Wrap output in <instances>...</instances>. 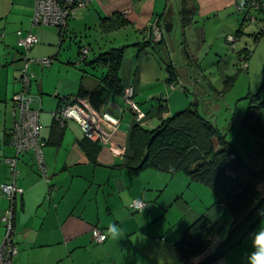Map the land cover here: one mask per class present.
Wrapping results in <instances>:
<instances>
[{"label":"crops","instance_id":"0c3cea01","mask_svg":"<svg viewBox=\"0 0 264 264\" xmlns=\"http://www.w3.org/2000/svg\"><path fill=\"white\" fill-rule=\"evenodd\" d=\"M238 1L96 0L75 13L62 37L56 27H32L35 0H0V186L13 181L6 160L15 155L10 146L17 117L13 97L21 90L19 80L26 62L24 51L17 46V33L31 32L38 38L29 59L54 57L56 61L47 68L29 67L33 78L29 92L40 99L33 108L40 111L50 182L39 175L32 152L19 157L15 184L24 193L13 202L12 239L18 250L13 264H186L175 245L202 217L215 226L220 242L226 240L233 219L209 187L183 173L148 169L134 176L129 172L126 163L135 115L126 106L124 91L134 89V102L147 115L141 127L148 131L192 105L201 111L203 98L210 95L216 80L206 76L207 62L224 71L217 75L222 83L230 78V63L222 64L216 43L224 35L229 41L236 34L232 27L241 25L239 16L244 12L237 10ZM250 12L258 19L264 16V8ZM156 24L163 39L143 47L145 41L153 40ZM45 28L55 32L44 33ZM92 28L106 35L107 44L99 45L97 51L87 48V64H78L73 54L66 57L67 63L61 62L63 57L57 63L67 36L81 38ZM76 42L80 55L87 44L82 38ZM120 48L124 50L118 70L122 93L109 96L99 113L120 121L112 141L95 147L71 121L55 143L51 138L55 112L78 103L81 89L94 91L106 68L90 63ZM160 108L161 119L157 115ZM137 199L148 205L142 212L130 208ZM10 208L11 202L0 191V247L7 232L3 218ZM112 227L118 230L116 238ZM93 229L106 235L105 242L95 241ZM262 229L264 219L249 225L231 248L253 244L255 233ZM240 248L229 251L222 259L224 264H248L251 254L238 259L243 254Z\"/></svg>","mask_w":264,"mask_h":264},{"label":"trees","instance_id":"16d2710c","mask_svg":"<svg viewBox=\"0 0 264 264\" xmlns=\"http://www.w3.org/2000/svg\"><path fill=\"white\" fill-rule=\"evenodd\" d=\"M155 43L147 40L142 46ZM123 52V48L111 49L90 63L106 68V73L94 91L81 89L78 97L87 99L98 113L107 106L109 96L122 93L118 70ZM242 58L247 62L249 55ZM82 63L88 62L83 60ZM230 83L227 79V86ZM252 98L257 102L259 96ZM262 107L264 103L251 105L243 121L244 127L257 139L251 159L253 165L243 162L238 150L226 140L211 118L199 111L197 105L162 121L154 131H148L141 125H135L131 131L126 167L132 175L138 176L148 169L169 174L183 173L209 187L233 219L226 240L219 249H213L209 259L206 255L211 249L212 238L217 234L215 226L205 217L193 223L175 245L186 264L193 258H199L198 264H213L223 259L249 225L264 219V122L259 116ZM162 114L160 108L157 113L160 119ZM63 129L53 124L51 138L55 143H59ZM92 143L95 147L99 145Z\"/></svg>","mask_w":264,"mask_h":264},{"label":"built area","instance_id":"2783aa9c","mask_svg":"<svg viewBox=\"0 0 264 264\" xmlns=\"http://www.w3.org/2000/svg\"><path fill=\"white\" fill-rule=\"evenodd\" d=\"M96 0H35V11L32 17V27L50 26L56 27L61 36L64 37L66 33L67 24L80 9H86ZM264 8V1L261 0H239L237 3V10L244 12L245 20L249 19L251 23L256 22L250 11H261ZM153 42H159L163 39V33L159 26L156 24L152 28ZM19 49L24 51L26 55L25 65L21 70L20 84L21 90L14 95L13 104L14 110L17 114L15 122L10 132V146L14 148L15 155L8 158L6 163L10 168V176L13 181L5 183L0 186L2 194L11 202V208L3 218L6 227L5 240L0 247V264H13V259L17 255L18 250L14 245L13 234V202L17 196L23 195V189L15 184V178L18 174L16 166L19 157L26 152H32L35 158L36 167L39 175L47 182H50L48 170L44 159V148L46 143L43 141L40 133V111L33 108L34 103H39L40 99L30 94L29 89L32 82V75L29 72V67L32 64L38 65L42 68L50 67L53 60L51 58L41 60H31L28 58L29 52L35 47L39 41L38 38L31 32L17 33ZM234 37L229 38L230 44H234ZM88 54L87 48H82L80 51L81 64L86 59ZM134 89L129 87L124 91V100L128 110L132 111L135 115L134 124L142 125L146 119L144 114L134 102ZM55 122L60 127L71 121L77 123L84 133L86 140L99 145H108L119 126V119L104 113L99 114L94 111L89 102L85 99H80L78 103L72 104L58 109L54 114ZM52 190V189H51ZM148 207L147 203L143 200L137 199L130 204V208L134 212H142ZM93 237L97 243H103L106 240L104 235L99 229H93ZM221 237L219 233L211 240V249H215L220 242ZM199 258H193L189 264H198ZM213 264H224V261L218 260Z\"/></svg>","mask_w":264,"mask_h":264},{"label":"rangeland","instance_id":"374dc122","mask_svg":"<svg viewBox=\"0 0 264 264\" xmlns=\"http://www.w3.org/2000/svg\"><path fill=\"white\" fill-rule=\"evenodd\" d=\"M239 18L240 22L238 24H241L239 28L238 25L232 27L233 32L236 33L233 36L236 39L234 44H230L226 39L227 37L225 38V35L216 43V50L222 53V64L230 63L231 71L227 75L231 78L228 79L231 83L228 86L226 83H222L224 81H220L217 75H220L224 71H221L216 65H209L208 61L205 65L206 76L216 80L214 83L212 82L213 88L209 92L210 95L203 98V108L201 107L200 112L211 118V121L225 135L226 140L238 150L243 162L253 165L254 161L251 159L256 149L257 139L244 127L243 121L251 105L264 103V16L260 17V19L257 17L255 23H251L249 19L245 20V14H241ZM42 31L50 34L51 32H55V30L46 28L42 29ZM71 36V34L67 36L61 48L57 63L60 62V57H63L61 59L63 64L67 63L66 57L69 54H73L72 59L76 56V60L78 62L80 61V55L77 53L79 52L78 41L76 42V40L82 38L83 42L87 44L86 46H82L95 51L99 50V45L103 48L108 40L105 37L106 35H102L100 30L95 28L87 30L85 34H82L81 38ZM114 38L111 34L110 40L113 41ZM246 54L249 55L247 62L242 60V57ZM51 59L53 60V64L56 63L54 57H51ZM203 59H206L205 53L202 54ZM66 66L69 67L70 65ZM256 95L259 98L257 102H253L252 97ZM259 116L264 122V107L261 108ZM260 226L261 224L255 227L253 232L257 231ZM221 234H224L223 236L225 237L227 233L223 230ZM238 245V247H241L240 251L243 252L241 256H237L238 259H243L244 255L249 256V254L255 251L251 243H249L248 247L244 246V244L240 245V243ZM235 249L230 248L227 253Z\"/></svg>","mask_w":264,"mask_h":264},{"label":"clouds","instance_id":"9594fccd","mask_svg":"<svg viewBox=\"0 0 264 264\" xmlns=\"http://www.w3.org/2000/svg\"><path fill=\"white\" fill-rule=\"evenodd\" d=\"M114 238L118 236V230L114 227L110 228ZM255 251L248 257V264H264V229L255 233L253 240Z\"/></svg>","mask_w":264,"mask_h":264},{"label":"water","instance_id":"95a60500","mask_svg":"<svg viewBox=\"0 0 264 264\" xmlns=\"http://www.w3.org/2000/svg\"><path fill=\"white\" fill-rule=\"evenodd\" d=\"M133 46H138V44H135ZM222 245V242H219L217 246L215 247V250L219 249V247ZM213 255V249H210L208 254L206 255V259H209Z\"/></svg>","mask_w":264,"mask_h":264}]
</instances>
